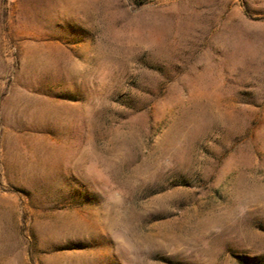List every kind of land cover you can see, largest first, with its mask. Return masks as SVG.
Wrapping results in <instances>:
<instances>
[{
	"label": "rangeland",
	"instance_id": "rangeland-1",
	"mask_svg": "<svg viewBox=\"0 0 264 264\" xmlns=\"http://www.w3.org/2000/svg\"><path fill=\"white\" fill-rule=\"evenodd\" d=\"M0 264H264V0H0Z\"/></svg>",
	"mask_w": 264,
	"mask_h": 264
}]
</instances>
